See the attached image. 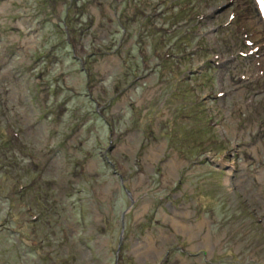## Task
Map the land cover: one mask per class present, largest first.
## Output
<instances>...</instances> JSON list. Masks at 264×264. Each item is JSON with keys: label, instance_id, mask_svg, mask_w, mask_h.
Segmentation results:
<instances>
[{"label": "rangeland", "instance_id": "obj_1", "mask_svg": "<svg viewBox=\"0 0 264 264\" xmlns=\"http://www.w3.org/2000/svg\"><path fill=\"white\" fill-rule=\"evenodd\" d=\"M259 0H0V264H264Z\"/></svg>", "mask_w": 264, "mask_h": 264}, {"label": "bare ground", "instance_id": "obj_2", "mask_svg": "<svg viewBox=\"0 0 264 264\" xmlns=\"http://www.w3.org/2000/svg\"><path fill=\"white\" fill-rule=\"evenodd\" d=\"M262 12L264 13V0H259Z\"/></svg>", "mask_w": 264, "mask_h": 264}]
</instances>
